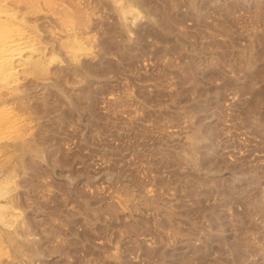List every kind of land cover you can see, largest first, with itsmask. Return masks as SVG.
<instances>
[{"label":"rangeland","instance_id":"374dc122","mask_svg":"<svg viewBox=\"0 0 264 264\" xmlns=\"http://www.w3.org/2000/svg\"><path fill=\"white\" fill-rule=\"evenodd\" d=\"M0 52V264H264V0H0Z\"/></svg>","mask_w":264,"mask_h":264},{"label":"bare ground","instance_id":"6f19581e","mask_svg":"<svg viewBox=\"0 0 264 264\" xmlns=\"http://www.w3.org/2000/svg\"><path fill=\"white\" fill-rule=\"evenodd\" d=\"M71 19H72V18H71ZM71 21H72V20H71ZM69 23H70V22H69ZM18 38H19V37H18ZM18 38H17V39H18ZM15 40H16V39H15ZM6 42H8V41H5V43H6ZM10 43H11V42H10ZM19 43H20V42H19ZM8 44H9V43H8ZM8 44H7V45H8ZM20 44H21V43H20ZM20 44H19V45H20ZM16 45H17V44H16ZM13 46H14V45H13ZM6 47H7V46H6ZM10 47H12L11 44H10ZM10 47H9V48H10ZM18 47H19V46H18ZM69 47H70V46H69ZM9 48H8V51L10 50ZM13 48H15V47H13ZM11 49H12V48H11ZM71 49H72V48H71ZM1 50H2V49H1ZM14 50H15V49H14ZM14 50L12 49L11 51L14 52ZM72 50H73V49H72ZM75 50H76V49H75ZM11 51H10V52H11ZM0 53H1V52H0ZM2 53H3V50H2ZM7 53H8V52H7ZM0 55H1V54H0ZM5 55H6V54H5ZM9 55H11V53H10ZM3 56H4V55H3ZM11 58H12V57H11ZM11 58H10V59H11ZM37 156H38V155H37ZM9 236H10V235H9ZM11 236H13V235H11ZM17 239H18V238H17ZM25 240H26V239H25ZM15 241H16V240H15ZM20 242H21V241H20ZM22 242H23V241H22ZM17 243H18V242H17ZM15 244H16V243H13V245H15ZM21 244H22V243H21ZM19 245H20V244H19ZM22 245H23V244H22ZM23 246H24V245H23ZM31 246H32V245H31ZM15 247H16V246H15ZM17 247H18V246H17ZM25 247H26V246H25ZM27 247H28V246H27ZM21 248H22V246H21ZM13 249L15 250V248H13ZM19 249H20V248H19ZM24 249H25V248H24ZM16 250H18V248H17ZM21 250H22V249H21ZM25 250H26V249H25ZM18 252H19V250H18ZM19 253H20V252H19ZM19 262H20V261H19ZM23 262H24V261H23ZM24 263H25V262H24ZM22 264H23V263H22Z\"/></svg>","mask_w":264,"mask_h":264}]
</instances>
